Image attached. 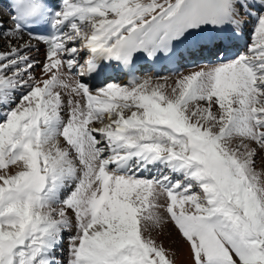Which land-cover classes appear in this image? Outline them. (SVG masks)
<instances>
[{"label":"snow or ice","instance_id":"obj_1","mask_svg":"<svg viewBox=\"0 0 264 264\" xmlns=\"http://www.w3.org/2000/svg\"><path fill=\"white\" fill-rule=\"evenodd\" d=\"M169 224L264 264V0L0 4V264H177Z\"/></svg>","mask_w":264,"mask_h":264},{"label":"rangeland","instance_id":"obj_2","mask_svg":"<svg viewBox=\"0 0 264 264\" xmlns=\"http://www.w3.org/2000/svg\"><path fill=\"white\" fill-rule=\"evenodd\" d=\"M165 231L166 232H168V234L169 233H173L174 235H175V240H176V245H178V247H177V250H180V249H182L183 248V250H180L181 252H178V255H177V259L179 260L178 262L180 263V264H186L185 263V260H188L189 258H187V256H188V251H186V253H187V255H186V257H185V250H187V248H185V247H187V245L180 239V237H179V234L175 231V229L172 227V225L171 224H169L168 226H167V228L165 229ZM153 235H155V233H153ZM180 239V240H179ZM179 243V244H178ZM170 244H168V246H169ZM182 245L184 246V247H182ZM175 249H176V247H174ZM185 248V249H184ZM181 257V258H180Z\"/></svg>","mask_w":264,"mask_h":264},{"label":"bare ground","instance_id":"obj_3","mask_svg":"<svg viewBox=\"0 0 264 264\" xmlns=\"http://www.w3.org/2000/svg\"><path fill=\"white\" fill-rule=\"evenodd\" d=\"M5 18H6V15H5ZM155 235H156V233H155ZM175 235L172 233H169L168 234V232H164V234H162V235H159L158 237H157V239H158V242H160V241H163V243H164V245H165V247H170V248H174V247H176V249H177V247H178V245H176V243H173V241H176L175 240ZM180 240V239H179ZM168 244H170L169 246H168ZM179 244V243H178ZM182 247H184L183 245H182ZM185 248H187V247H185ZM184 248V249H185ZM180 250H183V248L182 249H180ZM180 250H178V252H181ZM186 251L187 250H185V253H186ZM186 255H187V253L185 254V257H186ZM181 258V257H180ZM187 258H189V256H187ZM176 259H177V257H176ZM179 260L177 259V264H180L179 262H178ZM185 263L186 264H189V259L188 260H185Z\"/></svg>","mask_w":264,"mask_h":264}]
</instances>
